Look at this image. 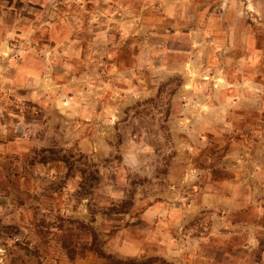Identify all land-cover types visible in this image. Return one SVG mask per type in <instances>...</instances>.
Masks as SVG:
<instances>
[{
    "label": "clouds",
    "instance_id": "1",
    "mask_svg": "<svg viewBox=\"0 0 264 264\" xmlns=\"http://www.w3.org/2000/svg\"><path fill=\"white\" fill-rule=\"evenodd\" d=\"M0 264H264V0H0Z\"/></svg>",
    "mask_w": 264,
    "mask_h": 264
}]
</instances>
